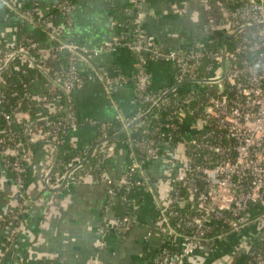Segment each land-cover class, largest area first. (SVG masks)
Here are the masks:
<instances>
[{
	"label": "built area",
	"instance_id": "2783aa9c",
	"mask_svg": "<svg viewBox=\"0 0 264 264\" xmlns=\"http://www.w3.org/2000/svg\"><path fill=\"white\" fill-rule=\"evenodd\" d=\"M120 1L104 0L120 16L113 22L118 34L94 49L68 40H54V33L46 20L35 19L33 10L21 12V17L30 25L40 24L50 28L48 36L51 44L44 53L39 52L38 42L31 37H21L15 47L0 46V72L9 65L13 67L18 57L25 60L26 70L38 71L43 69L47 60L57 62L64 58V64L58 67L56 74L65 101V113L54 119L44 115L37 120L40 126L36 132L39 136L49 137L55 146L69 132L76 130L72 94L92 79L91 76L85 79L77 67L78 63L85 62L87 56H97L120 47L136 58L132 103L137 111L122 121V130L132 123H135L132 127L140 126V119L149 110L165 111L161 102L168 93L150 91L148 63L163 61L171 64L176 90L189 82L206 84L210 91L215 86L212 93L201 94L197 88L190 90L182 101H175L174 113L161 116V123L158 122L152 132L145 128L140 132V139H132L127 146L129 164L116 180L111 179L106 166H102L108 154V146L103 147L108 138V125L93 123L99 125L102 144L97 148L99 160L95 165L101 172L98 180L92 181L108 186L110 204L120 200L135 210L127 196L134 190H148L141 168L156 159L161 142L183 141L174 132L180 134L182 117H191L202 127L183 141L186 158L183 170L164 179L171 194L157 208L153 226L160 235V248L149 264H189L188 259L196 251L225 243L232 236L236 237V244L223 264H233L236 258L239 259L238 264H264V0L221 1L227 14V32L234 34L230 38V47L222 45L211 49L207 45L196 44L183 50L169 51L158 48L145 29L143 0H125L126 3L119 5ZM0 2L7 14L19 11L16 0ZM56 10L65 16L64 24L70 26L72 5L69 0H57ZM205 60L208 61L204 66L207 78L200 81L193 79L191 73ZM222 67L224 76L220 79ZM117 80L125 83L127 78L121 75ZM1 83L3 80L0 77ZM13 83L22 88L27 107H34L23 77L16 76ZM12 97L17 105L9 111L5 110L7 95L0 90V157L1 174L10 173L13 177L18 205L15 213L0 214V225L14 220L13 232H17V218L27 214L33 205L25 193V175L30 157L23 143V139L33 131L27 115L19 110L18 102H22V98L15 93ZM134 132L137 134L136 129ZM130 133L127 131L128 136ZM154 133L161 135L157 142L152 138ZM82 161L78 159L71 167L59 164L57 172L47 174L46 183L53 189H61L60 186L85 182V177L89 175L75 174L76 170H81ZM134 224L135 215H125L115 218L109 228L124 235ZM8 243L10 245L11 241Z\"/></svg>",
	"mask_w": 264,
	"mask_h": 264
},
{
	"label": "crops",
	"instance_id": "0c3cea01",
	"mask_svg": "<svg viewBox=\"0 0 264 264\" xmlns=\"http://www.w3.org/2000/svg\"><path fill=\"white\" fill-rule=\"evenodd\" d=\"M221 1L143 0V25L157 47L164 51L183 50L196 44L214 43L220 47L229 39L227 14ZM69 2L72 5L70 26L64 24L65 16L56 10L57 0H16L19 11L9 14L0 2V45L15 47L21 37H31L38 42L40 53L50 46V28L40 24L32 26L21 17V12L30 6L35 19L46 20L48 27L51 26L56 41L68 40L94 49L118 34L113 23L116 10L110 9L104 0ZM124 3L126 1L122 0L119 5ZM56 61L47 60L41 71H30L26 70L25 60L18 57L12 67L14 75L23 77L35 104L32 107L34 119L29 121L33 132L25 140L29 146L36 148L24 146L30 157L25 193L33 205L27 214L17 218V232H13L14 220L0 225V264H149L160 248V235L153 226L157 208L171 194L164 179L183 170L186 164L183 141L191 138L202 126L197 120L182 117L180 137L183 141L160 143L158 156L143 170L153 187L148 186L142 203L136 207L135 224L128 233L121 235L109 228L115 220L116 211L113 207L115 203H109L105 183L93 182L91 177L86 176L85 182L53 189L46 183V176L51 175L56 167L55 158L58 160L61 152L59 145L68 165L74 160H84L92 148L93 153L102 144L97 140L99 129L96 124L109 126L136 113L137 107L132 103L136 58L119 47L97 56H87L85 62L77 64L79 73L85 79L88 76L92 79L73 92L72 108L77 127L57 146L49 137L39 136L36 132L40 116L53 117L65 113L56 74L64 62ZM147 71L151 92L174 94V68L171 64L163 61L148 63ZM121 75L127 78L125 83L117 80ZM192 84L185 83L183 87L190 89ZM49 94L52 98L48 101ZM129 131L133 133V127ZM113 139L107 141L105 168L108 176L116 180L129 164L128 142ZM80 155L83 157L80 158ZM1 168L0 157V214H13L18 205L13 177L1 174ZM236 240L232 236L215 247H204L196 251L188 263L223 264L225 261L219 263V260L229 254Z\"/></svg>",
	"mask_w": 264,
	"mask_h": 264
},
{
	"label": "trees",
	"instance_id": "16d2710c",
	"mask_svg": "<svg viewBox=\"0 0 264 264\" xmlns=\"http://www.w3.org/2000/svg\"><path fill=\"white\" fill-rule=\"evenodd\" d=\"M28 10H32V7L30 6L28 8ZM23 12V11H22ZM115 19L119 20L120 19V16L117 15V13H115ZM231 43H232V39H227L224 41V47L225 48H228L231 46ZM2 46V45H0ZM209 46V48L211 49H216L219 47L218 44H208L207 47ZM62 59V63L64 62V58H61ZM208 63V61H203L200 65L199 68H197L196 70H194L192 73H191V76L193 79H196V80H203L205 78H207V74L204 72V66ZM64 64V63H63ZM62 64V65H63ZM12 66H8L6 69L2 70V72H0V77L2 78L3 80V83L0 84V90L1 91H4L7 95V104L5 105V110H11L13 109L17 103L15 101V98L12 97V94L15 93L19 98L21 97L22 98V102H18L19 103V110L23 113H25L27 115V119L31 122V120H33V113H32V110L33 108L32 107H27V102L26 100L24 99V96H23V93H22V88L19 86V85H14V81L16 80V75H14V71L12 70ZM31 71V70H30ZM192 84V83H191ZM10 86V87H9ZM172 86H174L172 84ZM184 85H181L179 87V89L177 90L176 93H172V94H169V95H166L164 100L161 102V107L163 106L164 104V108H165V111L162 110H153L150 114H148L146 117H144L141 122H140V126L138 127H133V129H136V132H137V136L135 137L137 140L140 139L141 137V131L145 128H147L149 131L152 132V129L154 127H157V123L160 122V118L162 115L164 116H167L168 114L170 113H174L175 112V109H174V103L176 100H179V101H182L183 97L185 95H187L189 93L190 90H193L194 88L197 90L200 91L201 94H205V93H212L215 91V86L211 89L212 91H210L208 89V86L206 84H202V83H193L192 86L193 88H190L187 87V88H184L183 87ZM48 101L52 98L51 94L48 95ZM62 96V95H61ZM60 101H62L65 105V101H64V97L62 96L60 98ZM165 102V103H164ZM167 103V104H166ZM193 104H196V102H194ZM60 116H63V114L59 115V116H53L51 117L52 119L54 118H57V117H60ZM188 118H191V117H188ZM1 120H0V124H1ZM161 123V122H160ZM37 126H40V124H38ZM99 127V125L97 126ZM33 129V128H32ZM99 129V128H98ZM123 129V125H122V121H117V122H114L113 124H110L108 126V129H107V136L108 138L109 137H113L115 136V134L119 133L121 130ZM167 132H170L169 129H166ZM1 132V131H0ZM173 134V133H172ZM174 135H180V134H177V132H174ZM152 138L155 140V142L159 141L161 139V135L159 133H154L152 135ZM97 140H99V142L102 141L101 137H100V134L98 135V138ZM127 141L128 143H131L132 142V138H130L127 134H124L122 133L121 135H118L115 137V139H113V141ZM23 143H24V146H29L28 142H26L25 139H23ZM104 146L103 147H107L108 146V142H104L103 143ZM31 147V146H29ZM37 147H40V146H37ZM32 149L36 148V146H32L31 147ZM59 149L61 150V152H59V155H58V160H57V164H56V167L54 168L53 170V174L55 172H57L59 170V164H64V165H68L67 164V160L64 158L63 156V153H62V148L61 146L59 145ZM35 150V149H34ZM98 149H95L92 153V155L89 157V159L82 165L81 167V170L82 171H86V172H82L81 170H76L75 174H80L82 176H84V174H87L89 175L92 180H98L99 178V174H100V170L96 169L95 168V165L96 163L98 162L99 160V157H98ZM83 157V155L81 156L80 155V158ZM106 158L103 160L102 162V166L105 167V163H106ZM77 160H74L72 164L68 165L69 167H71ZM147 165V164H146ZM144 165L141 169V171L144 170L145 166ZM10 174V173H8ZM27 175V173H26ZM25 175V177H26ZM144 179L146 180V178L144 177ZM147 181V180H146ZM147 183V182H146ZM148 186V184H147ZM145 189L141 188V189H138V190H134L132 191L131 194H129L127 196V198L133 202V206L138 207L143 199H144V196H145ZM115 211H116V217L115 218H121L125 215H135L136 214V209L133 210L132 206L128 205L127 203H124V202H121L120 200H116L115 202V205L113 206ZM125 235V234H124ZM230 254V252H229ZM227 254V256L229 255ZM226 256V257H227ZM48 263V262H46ZM46 263H42V264H46ZM238 264L239 263V259L236 258V260L234 261L233 264ZM241 264V263H240Z\"/></svg>",
	"mask_w": 264,
	"mask_h": 264
},
{
	"label": "water",
	"instance_id": "95a60500",
	"mask_svg": "<svg viewBox=\"0 0 264 264\" xmlns=\"http://www.w3.org/2000/svg\"><path fill=\"white\" fill-rule=\"evenodd\" d=\"M233 35L234 34H227V37H229V38H232L233 37ZM222 46V45H221ZM224 53V49L222 48V54ZM222 64H223V56H222ZM223 76H224V68L222 67V75H221V77H220V79H222L223 78ZM151 112V110H149V112L147 113V114H145L140 120H142L144 117H146L149 113ZM139 120V121H140ZM135 123H132V124H129L127 127H126V130H121L119 133H117L115 136H113V137H109V138H107L105 141H109V140H111V139H113L114 137H116V136H118V135H120V134H122V133H124L125 131H129L131 128H132V126L134 125ZM130 135V137L131 138H135L136 136H137V134L135 133V132H131V134H129ZM92 150H93V148L88 152V154H87V156L85 157V159L82 161V162H80V164H84L86 161H87V159L89 158V156L92 154ZM57 161V158H55V162ZM55 162H54V165H55ZM54 167V166H53ZM143 174H144V177L146 178V180H147V184H148V186H149V188H152L153 187V184H152V181L148 178V176L143 172ZM63 185V184H62ZM60 188H62V186H60ZM152 190V189H151Z\"/></svg>",
	"mask_w": 264,
	"mask_h": 264
},
{
	"label": "rangeland",
	"instance_id": "374dc122",
	"mask_svg": "<svg viewBox=\"0 0 264 264\" xmlns=\"http://www.w3.org/2000/svg\"><path fill=\"white\" fill-rule=\"evenodd\" d=\"M220 259V258H219ZM227 260V257L224 256L221 260H219V263H222V261H226Z\"/></svg>",
	"mask_w": 264,
	"mask_h": 264
}]
</instances>
